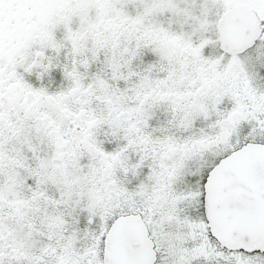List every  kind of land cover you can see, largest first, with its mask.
I'll return each mask as SVG.
<instances>
[{"label":"snow or ice","instance_id":"1","mask_svg":"<svg viewBox=\"0 0 264 264\" xmlns=\"http://www.w3.org/2000/svg\"><path fill=\"white\" fill-rule=\"evenodd\" d=\"M0 264H264V0H0Z\"/></svg>","mask_w":264,"mask_h":264}]
</instances>
